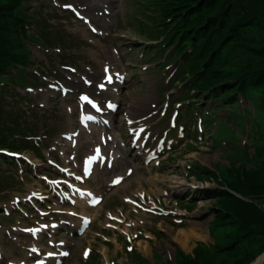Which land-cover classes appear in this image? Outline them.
Listing matches in <instances>:
<instances>
[{"label": "rangeland", "instance_id": "rangeland-1", "mask_svg": "<svg viewBox=\"0 0 264 264\" xmlns=\"http://www.w3.org/2000/svg\"><path fill=\"white\" fill-rule=\"evenodd\" d=\"M104 1L107 3H99L95 6L91 5L85 10H81L76 7L75 4L78 3L87 6L88 3L83 0H35L34 7L38 13L50 15V19L47 21V27L55 31V37L64 35L67 38L64 43L61 42L59 50L55 49V44L45 46V48H40L37 45L32 44V57L35 60L34 65L38 68H42L47 76V79L39 82L38 89L29 96L31 97L30 102L34 101L33 104L31 103L32 106L28 105L29 103H27L26 100L21 107L25 111L24 117L27 121H30L32 117L34 118V115L38 113L39 119L34 118L35 124H38L41 131H43L40 139L35 138L29 141L31 144H35L36 142L43 144L41 153L36 156L34 152L30 150L24 151V153L31 156V159L33 158L35 160L34 163L36 166H33V168L39 167L42 164L48 165L47 160L55 156H59L63 160L69 158L71 151L63 146L60 137L63 130L64 132L70 131L68 127L72 122L70 120L71 112L67 110V107L72 106L73 108L76 105L77 92H92L91 88L84 84L80 74L84 77H91L99 80L104 73L103 65H101L102 61L112 60L115 65H118L120 61L124 59V64L130 67V74L134 77V87L124 94V107L125 112L128 114L130 110L132 112L134 109L133 112L135 113V116L131 115L134 118L153 116L152 118L156 120L161 119V106L163 104L165 105L167 101L170 102L177 98L178 94L162 95L158 89V85H166L169 79L173 77L174 68L170 70L165 69L160 74L154 73L153 71L156 69L157 65H160L161 63H155L152 66L150 63L154 60L162 59L163 53L157 55L152 51V48L148 49V51L151 52V56L145 55L144 53L147 48V46L144 45L145 41H143L144 36L147 33V25L145 23L144 14L142 13L147 7H158V5H150L148 3H155L159 0H148L145 4L143 3L144 0ZM174 1L175 3L170 9L169 18L167 19L168 26L172 25L176 18L179 19L184 17L182 11L184 9L189 11V13H192L191 15L193 18L194 13L197 14V17L199 16V13L202 14L201 17L204 23L206 15H219L223 20L222 26H225L226 29H231L232 24L241 28L244 22L249 19L248 22L253 24L250 26V33L254 35L255 41H258L254 43L259 44L262 50H264V0H210L211 3H205L204 7L196 8V10L199 11H192L194 9L192 5L198 0ZM209 10L212 12H202ZM90 17L92 18V21H97L96 25L99 27L98 34H95L96 31L92 32L88 26H83L84 22L81 20H88ZM161 26L165 28L164 25ZM79 27L81 28L79 29ZM36 28L37 27L35 26L34 31H37ZM210 29L211 26L207 28L208 31H210ZM44 37L47 38L46 32H44ZM91 39L100 44L99 50H95L96 56L90 53L91 47L94 46V44L90 42ZM148 56H150V58H148ZM224 57L228 58L227 53L222 56V58ZM222 58L220 56L219 58H214V60L209 62V67L220 65L222 67L228 66L230 61ZM247 59L249 61V58ZM66 61L71 62L75 67H73L72 70L65 68V66L63 67V65H67L64 64ZM236 69V73L240 72L239 68ZM243 69L244 72L249 70H264V51L262 60H251V63L245 64ZM77 71L78 73L76 74ZM181 81L182 80L179 79L178 83ZM53 86H62L63 89L73 87L75 89L78 88V91L69 94L67 97H58L54 100V98L50 96L52 93L51 87ZM191 90L192 92L194 91L193 86L191 87ZM252 98L256 107L258 106V101H264V84L260 85L258 90H255V94ZM190 99L196 101L195 99L197 98L192 95V98ZM256 99L260 100L256 101ZM190 103H192L198 111L199 102ZM40 104L44 105L40 106ZM243 105L244 107H247L246 103ZM189 106L191 105L187 102L182 107L179 105L176 106V110L181 111L182 109H187ZM240 110H242V106H240ZM54 114L60 116L59 121L55 122ZM254 121L258 126L257 130H255V136H264V133H262V128L264 127V114L261 112L255 114ZM246 122L249 136H245L242 145L250 146L253 144L250 135L251 122L248 119ZM74 126L75 128L79 127L76 121ZM50 129H52V132L48 136L44 135L45 131ZM215 138L216 143L209 134L206 138H199L197 144H194L198 147L195 150L190 147L189 143H192V141H188L185 145H182V149L178 155L168 160V166H166L167 171L165 173L152 177L153 180L143 181L157 197H163V200L166 203L179 206L182 198H187L186 200L190 203L197 201L193 210L183 213V217L188 227L191 223L195 224L192 231L201 237L199 242H208L207 240L210 239V223L214 221L213 219L217 214V204L221 197L212 195L213 197L208 200L201 199L202 195L200 189L202 186L208 188L216 187V181L218 177H220L219 171H221L223 176L224 173H227V168H230L237 179L257 182L254 184L264 182V146H250L249 151L251 155L249 161L246 163V165L250 166L246 167V170H244L241 166L244 163H240L241 159L234 157L231 160L226 155L228 152L224 150V147H229L231 144L218 146L221 143V139L217 135ZM236 138L240 139L241 136L237 134ZM58 142L62 143V145L59 146L57 144ZM235 145H240V143L236 142ZM259 147H262L263 149H260ZM75 160H77V157L74 161ZM257 161H260L262 164L255 166L258 165L254 164ZM28 164L29 165L24 166L25 168L23 172L30 171L28 168H32V162L30 161ZM189 164L192 165V167L203 164L212 170L211 175L205 174L206 177L204 178H199L197 176L195 178L192 170L188 169ZM238 167H240L239 170ZM13 169L16 170V167L14 166ZM166 173L171 174L178 183H172L168 179H165L163 175ZM21 176L23 177V175ZM184 179H188L198 187L195 189H185L181 186H179V189L172 187L175 186L174 184L181 183ZM25 185V182H21L20 184L15 182L13 184L15 189L12 188L11 190L13 192V190L20 189ZM32 187H35V185L33 184ZM163 189L173 193V196H162ZM257 191L259 193L257 200L264 209V192L258 189ZM184 194H186V196H184ZM175 195H177V197ZM174 198H178V202L174 201ZM21 220V216L19 215L14 216L12 219L7 217L4 219V222L0 227V243L5 241L7 248L11 253L23 252L27 245V235L20 231H13L12 229V226L18 225V221ZM29 222L30 218H25L23 225L25 226L29 224ZM151 225L154 227L153 222H150L149 228ZM167 227L172 228L175 233L178 232L171 224L161 222L158 224V231L162 233L161 237L139 238L147 240L151 246H147L143 241L138 242L136 245L137 240L134 237L133 240L130 241L128 235L124 236V234L118 231L116 233L110 232V235L106 236V238L110 239L109 243H111L108 249V254H102L106 248L103 247L100 249V246L102 245L101 243L103 242V239L101 238L98 244L94 245L99 263L94 259L90 264H140L136 256L137 253H134L135 250L145 257H153L155 254L160 253L161 258L155 260L152 259L151 264H177L181 260V257H175L176 249H182V246L184 247L185 245L177 241L173 237L175 236L174 233L167 229ZM7 229L12 231L13 235L9 236ZM229 229L230 226H223V233H228L230 231ZM221 233L222 231L218 233V236ZM116 237H118V240H116ZM155 239L157 242L154 241ZM195 240L197 239H192L182 250L187 254H193V249L197 242ZM261 241L262 240L260 239L255 243L254 250L260 247ZM140 249L147 251L143 252ZM154 250H158V252H153ZM89 262L90 261L75 262V264H89Z\"/></svg>", "mask_w": 264, "mask_h": 264}, {"label": "trees", "instance_id": "trees-1", "mask_svg": "<svg viewBox=\"0 0 264 264\" xmlns=\"http://www.w3.org/2000/svg\"><path fill=\"white\" fill-rule=\"evenodd\" d=\"M20 1L21 0H0V61L2 62H0V78L7 74L9 70L15 68L19 62L20 64L23 63L24 56H20L18 48L23 45L24 35L27 34L23 30L24 25L17 21V19L24 20L23 17L17 15L13 9L20 4ZM205 3H211V1L200 0L194 2V5L196 6H193L194 9L192 11H199L196 10V8L204 7ZM202 12L207 13L212 11L209 10ZM201 15L202 14L199 13V16L197 17V14L194 13L193 20L188 23L189 25L186 28H181V26L178 25L176 29L171 32V35H173L174 32L179 34L176 38L177 41H179L175 46V50L177 51L176 56L181 57L178 60L181 66V72L191 68L187 65V62L190 60L199 61L200 58H204V61L207 60L204 67L208 66V63L214 60V58L221 57L223 49L227 50L228 54H231L230 63L236 64L240 69V72H227L220 66H212L209 68L211 71L210 73L213 77L216 76L215 78L212 77V81L217 83L198 87L202 88V91L199 92L202 94L207 92L208 97H215V101H219L220 99L217 97L220 96V94L222 95L223 90H225V92H231L238 86L239 89L246 90L248 81L253 82V84L263 83L264 70H249L244 72L243 69L245 64L251 63V60H262L264 51L259 44L254 43L258 41H255L254 35L250 33V26L253 24L248 22L249 19L244 22L241 28L232 24L231 29H226L225 26H222L223 20L219 15H206L205 23ZM161 16H163V14H161ZM209 26H211L210 31L207 30ZM186 36H188L187 38L189 39L191 38L193 42L187 41L181 43L180 39ZM205 36L207 38H205L203 43L206 41V45L203 47L201 46L199 51H197V56L192 58V49L197 46ZM247 58H249V61ZM192 72L194 79L199 82L206 81L207 76H205L206 73L204 70H192ZM223 94V99H226L227 97H235V95L228 96L227 93ZM249 182L253 185H256L254 183H257L251 182L250 180ZM259 184L264 186V182H260ZM231 252H237V249H233Z\"/></svg>", "mask_w": 264, "mask_h": 264}, {"label": "bare ground", "instance_id": "bare-ground-1", "mask_svg": "<svg viewBox=\"0 0 264 264\" xmlns=\"http://www.w3.org/2000/svg\"><path fill=\"white\" fill-rule=\"evenodd\" d=\"M86 1H87V3H91V4H99L103 0H86ZM189 234H191V232L190 233H188V232H181L180 234L177 235V238H179L181 240V242L184 241V244L186 245V244H188V241H189V237H188ZM263 261H264V258H261L260 257L253 264H263Z\"/></svg>", "mask_w": 264, "mask_h": 264}, {"label": "snow or ice", "instance_id": "snow-or-ice-1", "mask_svg": "<svg viewBox=\"0 0 264 264\" xmlns=\"http://www.w3.org/2000/svg\"><path fill=\"white\" fill-rule=\"evenodd\" d=\"M109 80H111V77H109ZM64 255H67V253H64ZM86 255H87V253H86Z\"/></svg>", "mask_w": 264, "mask_h": 264}]
</instances>
